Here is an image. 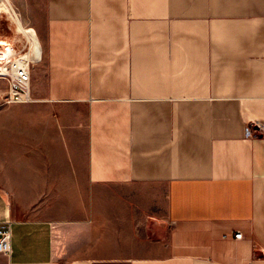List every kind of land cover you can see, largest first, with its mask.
<instances>
[{"label": "crops", "instance_id": "1", "mask_svg": "<svg viewBox=\"0 0 264 264\" xmlns=\"http://www.w3.org/2000/svg\"><path fill=\"white\" fill-rule=\"evenodd\" d=\"M41 1L0 264H264V0Z\"/></svg>", "mask_w": 264, "mask_h": 264}, {"label": "rangeland", "instance_id": "2", "mask_svg": "<svg viewBox=\"0 0 264 264\" xmlns=\"http://www.w3.org/2000/svg\"><path fill=\"white\" fill-rule=\"evenodd\" d=\"M10 1V2H9ZM7 0V2L0 0V68L3 67L6 69L9 63L16 58L17 56H23L25 53L30 52L25 46V38L21 32L17 30L16 20L19 19L23 27L32 26L37 30V26L43 21V9H42V1H29L27 0ZM12 8V9H11ZM17 18V19H16ZM232 19V17H230ZM15 19V20H14ZM38 33V31H37ZM21 35V36H20ZM19 39H18V37ZM38 37L41 42V50L43 51V43L42 39L38 33ZM23 39V40H22ZM22 41V42H21ZM10 43L14 48V53L11 49L6 46V43ZM25 46V47H24ZM6 52V53H5ZM5 53V54H4ZM8 53H12L9 58V63L5 65V58ZM5 57V58H4ZM30 58V57H29ZM32 59V58H30ZM41 60L38 59L32 64V67L37 64ZM31 67V70H32ZM7 79L5 76L0 75V125H9L11 121H19V120H27L33 118V111L31 109H27L25 107H21L19 105L5 104L4 99L7 92ZM41 111H39L40 113ZM258 123L263 124V121H259ZM5 130L9 131V128ZM3 141L9 142L8 135ZM3 149L0 150V156ZM9 161L7 159L0 158V180H8V176H4L1 174L2 171L8 169ZM7 190L12 189L15 190L21 199V204H26V187H4ZM26 202V203H25ZM41 210V212H40ZM19 211H21V216H30L33 213L30 212L31 209L25 208L24 206L19 207ZM57 212V209L52 208H44L39 209V213L35 212V216H54Z\"/></svg>", "mask_w": 264, "mask_h": 264}, {"label": "built area", "instance_id": "3", "mask_svg": "<svg viewBox=\"0 0 264 264\" xmlns=\"http://www.w3.org/2000/svg\"><path fill=\"white\" fill-rule=\"evenodd\" d=\"M35 61H26L23 56H17L8 65V71L5 68H0V75L7 79V92L4 103L25 102L30 99V81L31 67ZM11 70L13 72H11ZM244 136L246 138H255L264 136V125L257 122H250L244 128ZM241 232L234 234V238L240 239ZM10 222H0V252L10 253Z\"/></svg>", "mask_w": 264, "mask_h": 264}, {"label": "bare ground", "instance_id": "4", "mask_svg": "<svg viewBox=\"0 0 264 264\" xmlns=\"http://www.w3.org/2000/svg\"><path fill=\"white\" fill-rule=\"evenodd\" d=\"M3 1L7 2V0H3ZM16 24H17V30L19 32H21L25 38V46L30 51V52H27L23 55L25 62L30 61V60L37 61L41 56V42H40V39L38 37V34L36 33V31L32 27H23L19 19L16 20ZM18 39H19V37H18ZM5 43H6V46H8L11 49V51L14 53V48L12 47V45L10 43H7V42H5ZM11 54L12 53H10V54L8 53L7 57L6 58L4 57L5 63H6L5 65H7L9 63V61H10L9 58L11 57ZM29 57L32 59H30ZM6 68H8V67H6ZM8 71H10V70H8ZM11 72H13V71L11 70Z\"/></svg>", "mask_w": 264, "mask_h": 264}]
</instances>
